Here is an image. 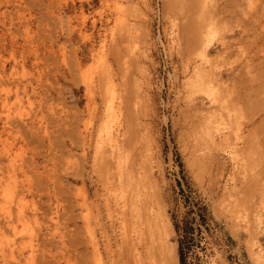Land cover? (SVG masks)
<instances>
[{"label":"rangeland","instance_id":"rangeland-1","mask_svg":"<svg viewBox=\"0 0 264 264\" xmlns=\"http://www.w3.org/2000/svg\"><path fill=\"white\" fill-rule=\"evenodd\" d=\"M128 1L0 0V264H123L111 140L122 133L123 122L114 115L109 119L108 98L97 88L104 59L116 95L121 88L112 57L118 16L138 30L131 29L127 43L126 37L118 42L131 48L124 51L132 52L131 64L140 66L130 72L139 94L133 101L134 119L143 126L137 125L139 134L129 149L132 171L145 176L143 183L156 203L152 208L163 220L159 233L165 236L156 233L161 243L154 239L160 243L154 247L157 262L256 264L255 258L262 256L259 264H264V206L258 208L260 219L250 215L249 232L242 207L226 192L230 180L243 174L228 153V145L233 146L229 140L235 148L243 146L240 136L248 139L245 144L252 141L258 163L255 170L252 159L251 170L258 173L256 181L250 179L253 206L259 195L264 198V0L204 2L206 15L218 28L207 48L214 84L223 90L220 109L201 96L193 105L186 100L185 82L200 59L183 50L187 35L184 18L178 23L185 14L181 3L170 7L167 0ZM192 2L185 0L184 6ZM127 6L130 12L120 10ZM206 107L222 113L223 130L231 138L227 148L204 150L194 143L191 125L206 114ZM227 113L235 118L230 130ZM96 149L107 165L103 173L95 166L99 158L93 160ZM164 238L174 252L162 249Z\"/></svg>","mask_w":264,"mask_h":264},{"label":"bare ground","instance_id":"bare-ground-1","mask_svg":"<svg viewBox=\"0 0 264 264\" xmlns=\"http://www.w3.org/2000/svg\"><path fill=\"white\" fill-rule=\"evenodd\" d=\"M184 1L185 0H167L166 4H167V6L173 7L174 5L181 3V6H182L181 10L185 11V14H184V17L182 14V17H181V19L178 20V23H181L180 20H182V18H184V21L182 22V31L186 32V34H184V36L187 35V37H185L186 38V46H185L186 48H184L183 50L186 49V53H188V54L195 52L196 56L199 57V59H200V61H198L197 63L195 62L193 64V66L191 67V72H189L191 74H189L190 76L188 77L187 81L185 82L186 83L185 86L187 89V94H186L187 99L186 100L189 102L188 104L193 105L194 100L197 99V97L201 96V99H203L202 101L207 102L208 106H211V105L213 106L214 104H216V105H218L217 108L220 109L223 105L222 104V102H223L222 91L223 90H221L222 86L219 87V86H216L214 84L212 72H211V68L214 67L213 66L214 63L211 62L212 59H210V58H212V57L208 56L209 49L207 48V42L209 41V38L212 37L215 33H217L218 28L215 27V25H213L212 20H211V16L206 15V13H205L207 11V9H206V11L204 9V7H205L204 2L206 0H193L194 3L193 2H192V4L187 3V6H184L185 5ZM130 2H131V0L128 1V3H130ZM197 2H200V5H198ZM126 3L127 2H125V4ZM211 4H213V2H211ZM130 5H132V4L130 3ZM178 5H180V4H178ZM127 7H128V9L121 8L120 10L126 11L124 13H127V11L130 12L131 11L130 7L129 6H127ZM210 8H209V10H210ZM212 8H213V5H212ZM121 11H120V13H121ZM177 12H178V10H177ZM117 19H118V22L115 26L116 27L115 31H117V33L115 32L116 38L118 39V41L119 40L123 41L125 39L126 40L129 39L127 37H129L130 35L132 36V34H131L132 30L131 29L137 30V26H135L136 27L135 28L134 26H131V24L128 25V23L126 22V21H128V19L126 20L122 16H120V17L118 16ZM117 19H116V21H117ZM218 22H219V20H218ZM179 25L180 24H178V26ZM178 29H180V27ZM198 34H200L201 37L198 38L197 37ZM178 36H179V38H181L180 35H178ZM132 38H134V37H132ZM185 38H184V41H185ZM132 40H134V39H132ZM179 40H181V39H179ZM118 41L117 40L113 41L112 42L113 46L112 45L111 46H112L113 52H114V56H112V57H114L113 59L115 60V63L117 64V67H118V70L117 69L116 70L119 71V74H118L119 78H120L119 79V81H120L119 87H121L119 90V94H118V92H117V95L115 94V89H114V86H113L111 79H110L109 66H108L107 62L105 61L106 59H104V63H100V65L103 64L101 66V69H99L100 65L98 68L99 73H98L97 81L99 83L98 84L99 87H97V88H100V91L102 89V93H103L102 95L105 96L104 98H108V100L106 102V109H107L106 113L109 114V119H110V115L111 116L114 115L115 117H117V119L119 117L123 122L122 123V130H123L122 133L120 131V134H117V135L115 134L114 137L111 139L113 141L114 151H115V162H114L115 166H114V168H116V172H117V176H118V177L116 176V179H117L116 181H118L117 182L118 186H117L116 191L118 194L117 196H119V199H120V201H119L120 206L117 207L118 204L117 205L115 204L116 207L119 208L118 212L120 213L119 214L120 215L119 216L120 233H119V236L117 235L120 238V240L118 241L120 243L119 248L121 249V253H122V256L124 259V260H122L123 264H157L160 261L157 262V259H159V258L156 257L157 254L154 252V250L156 249V245H157L156 242L160 241V243H161V240L159 239V237L158 238L156 237V233H159L161 230V227L164 226V225L159 223V222L162 223L163 220L161 221V219H160L161 214L159 215V213H155L156 212L155 208H152L151 203L154 202V204H153L154 206H156V203L154 200H152L153 202L151 201L150 195L148 194V190H146L147 188L145 187V185L143 183L146 180L143 181L142 176H143V178L145 176L143 174L141 176H139V173H142L141 170L139 173L132 171V166H131L132 163H131V156H130V149H129L130 146L134 145L136 134H139V133H137V130L143 126V124L141 125V127L137 124L138 125V129H137V125L135 122L137 120L134 119V117H136V116H134V114H135L134 108L135 107H134L133 101L135 100V98H138L139 94L137 96V92H136L137 90L135 91L136 85H138V83H137V81H135L136 79H133V78H135L136 76L134 74L135 77L132 78L133 75H131L133 67L138 66L137 68L140 69L139 68L140 66L137 65V62H136L139 58L137 59L136 56H134V58H136V59H134L133 61H135L136 63L134 64V62H133L131 64L130 56H132V54H131L132 52L129 51V54H131L130 56H128L129 55L128 52L126 53V51L131 50L130 47L129 48L127 47L129 43L126 46L128 48L126 50L124 48V46L121 45L122 41L121 42H118ZM184 41H183V43H184ZM127 42H128V40L126 41V43ZM124 49L126 51H124ZM124 52L127 55L124 54ZM188 59H189V57L187 58V60ZM102 60H101V62H103ZM187 60H185V61H187ZM215 61H216V59L214 60V62ZM185 64H186V62H185ZM134 65H136V66H134ZM131 67H132V69L130 72ZM137 68H135L134 70H138ZM98 70H97V72H98ZM135 72H137V74H140V71L139 72L135 71ZM187 76H188V74H187ZM184 77H186V75ZM103 102L104 101H102V103ZM136 102H137V99H136ZM224 104H225V102H224ZM142 110H144V108ZM205 113L206 114L203 113V114H200L199 117H197V119H201V121L197 120V119L194 120V122L196 124L194 123L191 125L192 129L190 130L191 131L190 134L192 136V139L194 140V143L195 144L198 143L200 145V146L198 145L199 148L203 147L204 150H210V149L211 150H217V149L221 150L222 147L227 148L229 146L230 151H228V150L227 151H228V153H230L231 160L233 162H235L236 165H239L241 168H243V174L241 173L242 174L241 179H238V181L231 179L230 180L231 181V185H230L231 187L229 188L230 190H227L226 192H227L228 197H230V199L232 200V202L235 206H238V207L241 206L242 207L241 208L242 209L241 210L242 211L241 216L244 219V221H243L244 222V229L249 230V232H250V230H251V224L249 222L250 215L254 221H256L257 219H260L261 213H260L258 208L264 206V203H263L264 198L260 199V195L258 197L259 201L257 202L256 206L255 205L253 206V204H252L253 202H251L252 200L250 198V191L249 190L252 191V189L250 188V186H251L250 185V179L252 177V182H254V181H256V180L253 181V179H255L254 174L258 175V173H255V170H257V168H258V163H257V160H255V157L254 158L252 157L253 154H252V150H251V148H254V146L253 147L250 146V143L252 141L245 144V142L248 139L247 138H241L240 136L237 138L240 139L241 145H243V146H240V148H238V145H237L238 149L235 148L236 145L234 144V141H232V140H229V141L233 142L234 147L232 146V144L228 143L229 144L228 145L226 143V140L229 136H228V132L223 130V128H226V127H222L223 122H225V121H223L222 113L217 111V110L211 111V109H208L207 107H206ZM232 113L237 114L236 112H234V110H232L231 114ZM228 115L230 116V118H228V121L225 123V125L230 130L234 127L235 123H233V119H235V118L233 115V119H232V115H230V113ZM109 119H108V121H109ZM234 122H235V120H234ZM227 123H229V125H227ZM234 133H237V132L234 131ZM252 134H253V132H252ZM237 135H240V134L238 133ZM242 136H243V134H242ZM246 137H247V135H246ZM252 139L254 140V138H252ZM236 141H237V139H236ZM100 145H101V142H100ZM226 145H228V146L225 147ZM97 146H98V144H97ZM107 146H108V144H107ZM111 147H112V144H111ZM92 148H93V146H92ZM99 148H100L99 150L102 149V147H99ZM203 148H200V149H203ZM97 151L98 150L96 149V151L93 152V154L97 153V154H94L93 160H95L94 162L96 163L95 157L97 156V158H99L97 161L98 165L96 164L95 166L96 167L98 166L99 169L101 166L102 171H100V172L103 173V171L106 170L107 165L105 164V160L103 159L104 156H102V154L97 152ZM222 151H224V150H222ZM138 152H140V151H138ZM225 153H227V152H225ZM105 154H107V153H105ZM255 154H256V152H255ZM108 156H110V155H108ZM252 159H254L256 161L255 164H257V166L254 165V167L256 166L254 172L251 170V168H253V164H254V162H253L254 160L252 161ZM144 167H145V165H144ZM139 168H141V167H139ZM143 170H144L143 172L146 171V169H143ZM249 170H251V172ZM97 171H99L98 168H97ZM100 175H101V173H100ZM248 175L250 176V178ZM110 178L112 179V177H110ZM148 178H149V174H148ZM150 179H152V178H150ZM106 180H110V179H106ZM106 180L104 179V181H106ZM147 181H150V180L148 179ZM106 183H107V181H106ZM149 183L150 182H148V184ZM262 183L264 184V182H262ZM252 185L254 186L253 183H252ZM259 185H261V184H258V186ZM146 186H147V184H146ZM149 186L153 187L152 184L148 185V187ZM253 186H252V188H253ZM114 193H115V191L112 194H114ZM154 198L152 197V199H154ZM104 201H105V199H104ZM106 201H107V199H106ZM223 206H225V205H223ZM112 207H113V205H112ZM106 208H107V210H109L108 206ZM229 209H230V207H229ZM239 219H240V216H239ZM239 222H241V220ZM251 223H252V221H251ZM160 225H162V226H160ZM116 229H115V231H116ZM161 231L163 232V229ZM161 233L157 234V236L160 235V236H162L161 238H163V236H165V235H162ZM154 239H156L157 241L155 240L156 242H154ZM163 240H165V238L162 239V244H164ZM249 240H250V238H249ZM160 243H158L157 246H159ZM162 246L163 245H161V247ZM165 246H167L166 250L168 249V251H169L170 249H169L167 244L166 245L164 244L162 249ZM154 247H155V249H154ZM162 251L163 250H161V249H160V251L158 250V252H162ZM166 252L164 251L163 253L165 254ZM172 255H174V254H172ZM161 257H162V259H165V257H166V259L168 258V256H166V255L164 258H163V255ZM260 258H262V256H257L255 258L256 262H254V263L259 264ZM168 259H170V258H168ZM163 261H161L160 264H164ZM165 264H167V263H165Z\"/></svg>","mask_w":264,"mask_h":264},{"label":"trees","instance_id":"trees-1","mask_svg":"<svg viewBox=\"0 0 264 264\" xmlns=\"http://www.w3.org/2000/svg\"><path fill=\"white\" fill-rule=\"evenodd\" d=\"M178 251H179L180 261H182L183 251H182L181 246L179 247Z\"/></svg>","mask_w":264,"mask_h":264}]
</instances>
